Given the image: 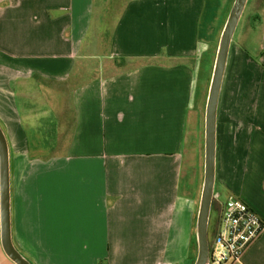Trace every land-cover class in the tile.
I'll list each match as a JSON object with an SVG mask.
<instances>
[{
    "label": "crops",
    "instance_id": "obj_1",
    "mask_svg": "<svg viewBox=\"0 0 264 264\" xmlns=\"http://www.w3.org/2000/svg\"><path fill=\"white\" fill-rule=\"evenodd\" d=\"M262 3L252 0L249 16L261 23L260 59L234 39L228 56L211 215L233 195L264 221ZM221 9L219 0H0L11 234L35 264L195 263L201 175L183 186L185 152L195 137L199 147ZM24 119L51 127L52 144L31 152ZM0 264H15L1 238ZM238 264H264V231Z\"/></svg>",
    "mask_w": 264,
    "mask_h": 264
},
{
    "label": "water",
    "instance_id": "obj_2",
    "mask_svg": "<svg viewBox=\"0 0 264 264\" xmlns=\"http://www.w3.org/2000/svg\"><path fill=\"white\" fill-rule=\"evenodd\" d=\"M249 0H235L221 33L204 115V175L197 216L198 255L194 264H210L208 236L215 186L216 122L219 98L231 44ZM0 238L5 255L15 264H32L15 247L10 218V154L7 136L0 125Z\"/></svg>",
    "mask_w": 264,
    "mask_h": 264
},
{
    "label": "rangeland",
    "instance_id": "obj_3",
    "mask_svg": "<svg viewBox=\"0 0 264 264\" xmlns=\"http://www.w3.org/2000/svg\"><path fill=\"white\" fill-rule=\"evenodd\" d=\"M231 1L232 0H230V2L226 1V0H219L220 5L222 6L221 11H222V19L223 20L225 19L226 15H229V11L231 10V7H232L235 0H233V3ZM258 10H259L258 14H259V17L261 19L262 15L264 13V3H262L261 6H259L257 11ZM255 11L256 10L252 6V0H249L247 3V6L245 8V11L242 15V18L239 22V25L237 27V30L235 32L233 39H234V43H235L234 45L235 46L241 45L243 47L241 49L243 52H246L248 55H250L254 59L256 58V60L257 59L259 60L260 59V53H261V50H260V42H261V26L260 25H261V23L257 22V28H256V24L250 25L251 19H249L250 15L256 13ZM216 17L215 16L213 17L214 20L216 19ZM227 18H228V16H227ZM214 25H215V23H214ZM219 28H220V26H218V28H217V31L215 34L216 36L219 34V32H218ZM215 43H216V39L214 40V46L212 49L213 54L209 60L208 90H209L211 77H212V73H213V68H214V64H215L219 40H218V43L216 45H215ZM136 65L137 64L128 65L125 68L131 69ZM87 73H89V70L85 71L86 75H87ZM83 79H85V78H83ZM62 89H64L65 92L67 93L66 87H64ZM23 121H24L25 127L27 128V139L29 140L31 152H34V150L38 146L40 147L43 144H46V143L49 145L52 144L51 139L54 140L55 135L49 134L51 129H52L51 127L48 126L47 128H45V127L42 128L41 126L39 127V125H36V126L32 125V122H29L26 119H24ZM72 125H73V123L70 124V127H72ZM70 127H69L67 134L64 135L63 140H62V142L65 141L66 144H67L68 140H70ZM195 139H196V137H195ZM195 139H194V144L192 145V147L190 149H187V151L185 152L186 154H185V163H184V173H185L184 175H186L187 177H186V179H183V186L184 187H186V186L190 187V184L193 181V179L197 181V183L194 184L195 186H197V184H199V180H200L199 178L201 175L200 190L202 191L203 175H204V120H203V124H202L201 130H200V137H199L200 143H199L198 150H197L196 145H195V142H196ZM198 168L200 170V173L198 174L199 178H196L197 177L196 172H197ZM187 182H189V183L187 184ZM224 200H225V198L223 196L221 201H224ZM218 210H219V206H218L217 211H216V209H214L212 212V215H211L210 228H209L210 241H212L213 231L217 227V223H218V219H219ZM19 251L30 262H32V264H35V261L31 255L27 254L21 248H19ZM178 264H190V262L178 263Z\"/></svg>",
    "mask_w": 264,
    "mask_h": 264
},
{
    "label": "built area",
    "instance_id": "obj_4",
    "mask_svg": "<svg viewBox=\"0 0 264 264\" xmlns=\"http://www.w3.org/2000/svg\"><path fill=\"white\" fill-rule=\"evenodd\" d=\"M219 219L210 244V264H238L264 231V221L241 199L218 203Z\"/></svg>",
    "mask_w": 264,
    "mask_h": 264
},
{
    "label": "trees",
    "instance_id": "obj_5",
    "mask_svg": "<svg viewBox=\"0 0 264 264\" xmlns=\"http://www.w3.org/2000/svg\"><path fill=\"white\" fill-rule=\"evenodd\" d=\"M45 91V95H47V97H50L52 95V93L49 90H46L45 88H43ZM50 103V102H49ZM52 105V104H51ZM61 115H63L64 117V122L67 121V110H64L63 112L60 113Z\"/></svg>",
    "mask_w": 264,
    "mask_h": 264
}]
</instances>
